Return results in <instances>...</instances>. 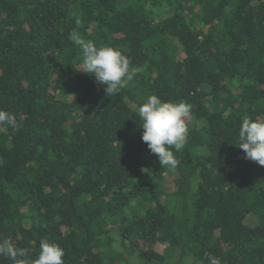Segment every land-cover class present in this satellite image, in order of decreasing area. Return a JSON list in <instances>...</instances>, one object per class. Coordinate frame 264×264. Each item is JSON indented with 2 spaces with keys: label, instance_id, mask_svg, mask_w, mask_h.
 <instances>
[{
  "label": "trees",
  "instance_id": "1",
  "mask_svg": "<svg viewBox=\"0 0 264 264\" xmlns=\"http://www.w3.org/2000/svg\"><path fill=\"white\" fill-rule=\"evenodd\" d=\"M77 17L140 69L118 94L83 72ZM152 94L193 106L175 171L141 139ZM0 109V239L30 258L264 264V166L237 144L264 118V0H0Z\"/></svg>",
  "mask_w": 264,
  "mask_h": 264
},
{
  "label": "clouds",
  "instance_id": "2",
  "mask_svg": "<svg viewBox=\"0 0 264 264\" xmlns=\"http://www.w3.org/2000/svg\"><path fill=\"white\" fill-rule=\"evenodd\" d=\"M76 28L70 33L71 41L80 49L83 72L95 77V81L105 86V93L115 95L126 88L133 79L129 58L119 49L108 45L97 46L93 40L85 39ZM192 104L181 101H162L155 94L147 95L138 106L142 120V141L158 158L160 166L175 171L180 164L174 155L183 150L187 142L190 125L194 121ZM7 127L18 128L13 112L0 109V132ZM238 146L245 153V159L264 166V118L244 117L238 132ZM64 249L55 242L41 239L39 253L32 259L23 248L14 246L10 239H0V256L7 257L12 264H64ZM209 264H221L218 257L209 256Z\"/></svg>",
  "mask_w": 264,
  "mask_h": 264
},
{
  "label": "rangeland",
  "instance_id": "3",
  "mask_svg": "<svg viewBox=\"0 0 264 264\" xmlns=\"http://www.w3.org/2000/svg\"><path fill=\"white\" fill-rule=\"evenodd\" d=\"M157 250H158L159 252H162V251L164 250V247H163L162 245H158V246H157Z\"/></svg>",
  "mask_w": 264,
  "mask_h": 264
}]
</instances>
